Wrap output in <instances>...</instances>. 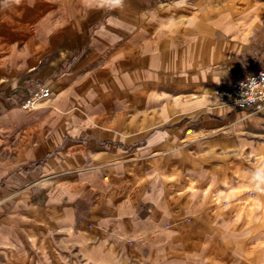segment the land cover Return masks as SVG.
Returning a JSON list of instances; mask_svg holds the SVG:
<instances>
[{"label":"crops","instance_id":"crops-1","mask_svg":"<svg viewBox=\"0 0 264 264\" xmlns=\"http://www.w3.org/2000/svg\"><path fill=\"white\" fill-rule=\"evenodd\" d=\"M62 4L0 6V264H264V110L218 95L264 70V0Z\"/></svg>","mask_w":264,"mask_h":264},{"label":"built area","instance_id":"built-area-1","mask_svg":"<svg viewBox=\"0 0 264 264\" xmlns=\"http://www.w3.org/2000/svg\"><path fill=\"white\" fill-rule=\"evenodd\" d=\"M51 94L49 87H40L24 100V110L34 109ZM222 102L229 103L241 110L259 113L264 110V70H257L237 79L230 87L218 93ZM1 203V202H0Z\"/></svg>","mask_w":264,"mask_h":264},{"label":"clouds","instance_id":"clouds-1","mask_svg":"<svg viewBox=\"0 0 264 264\" xmlns=\"http://www.w3.org/2000/svg\"><path fill=\"white\" fill-rule=\"evenodd\" d=\"M128 0H81V5L86 10L123 11ZM15 3L20 4L21 0H3L0 6L7 7ZM248 185L257 196H264V163L250 169L247 173Z\"/></svg>","mask_w":264,"mask_h":264},{"label":"rangeland","instance_id":"rangeland-1","mask_svg":"<svg viewBox=\"0 0 264 264\" xmlns=\"http://www.w3.org/2000/svg\"><path fill=\"white\" fill-rule=\"evenodd\" d=\"M63 4H62V10L63 13L65 12H69V11H73L74 8H76L78 14H82L85 11H87L85 8L82 7L81 5V0H78L77 3H73V0H62ZM226 103V102H225ZM229 104V103H228ZM232 106V105H231ZM235 108V107H234ZM237 111H240L241 109L235 108ZM242 112L246 113L247 116L250 115H257L254 111H249V110H243ZM188 132H190V134H188ZM185 137L188 140H197L200 138H205L207 136V134H201L196 132L194 129H192V127H189L185 130L184 132ZM1 203H4V201H0ZM0 203V204H1Z\"/></svg>","mask_w":264,"mask_h":264}]
</instances>
